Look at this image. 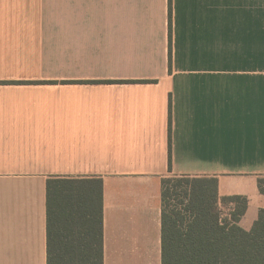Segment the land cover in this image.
I'll return each instance as SVG.
<instances>
[{"label":"crops","instance_id":"0c3cea01","mask_svg":"<svg viewBox=\"0 0 264 264\" xmlns=\"http://www.w3.org/2000/svg\"><path fill=\"white\" fill-rule=\"evenodd\" d=\"M169 176L264 209V0H0V264H48L52 178L103 180L104 264H162Z\"/></svg>","mask_w":264,"mask_h":264},{"label":"trees","instance_id":"16d2710c","mask_svg":"<svg viewBox=\"0 0 264 264\" xmlns=\"http://www.w3.org/2000/svg\"><path fill=\"white\" fill-rule=\"evenodd\" d=\"M170 25L172 41V5ZM218 185L216 177L162 180V264H264V209L244 230L249 199L220 198ZM258 187L264 195V177ZM228 205L224 217L221 207ZM47 240L48 264H104L102 179L48 181Z\"/></svg>","mask_w":264,"mask_h":264},{"label":"rangeland","instance_id":"374dc122","mask_svg":"<svg viewBox=\"0 0 264 264\" xmlns=\"http://www.w3.org/2000/svg\"><path fill=\"white\" fill-rule=\"evenodd\" d=\"M231 207V205L221 207L224 217H228L229 213L231 212Z\"/></svg>","mask_w":264,"mask_h":264}]
</instances>
